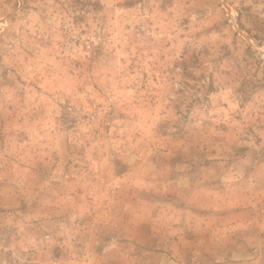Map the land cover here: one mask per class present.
Returning <instances> with one entry per match:
<instances>
[{"label": "rangeland", "instance_id": "obj_1", "mask_svg": "<svg viewBox=\"0 0 264 264\" xmlns=\"http://www.w3.org/2000/svg\"><path fill=\"white\" fill-rule=\"evenodd\" d=\"M0 264H264V0H0Z\"/></svg>", "mask_w": 264, "mask_h": 264}]
</instances>
